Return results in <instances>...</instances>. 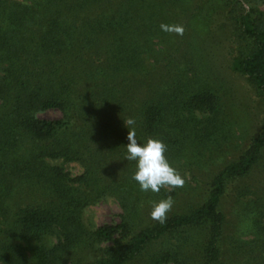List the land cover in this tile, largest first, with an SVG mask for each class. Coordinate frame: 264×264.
<instances>
[{
	"label": "trees",
	"instance_id": "16d2710c",
	"mask_svg": "<svg viewBox=\"0 0 264 264\" xmlns=\"http://www.w3.org/2000/svg\"><path fill=\"white\" fill-rule=\"evenodd\" d=\"M19 1L0 0V264H264V242L241 254L246 247L223 235L222 208L229 185L263 161L264 126L242 149L237 130L244 136L245 118L206 53L208 39L189 35L194 59L175 66L172 82L153 77L181 59L176 32L161 25L187 31L188 12L169 0ZM203 2L192 21L205 16ZM257 5L264 0H218L213 8L223 7L234 41L227 70L264 100V10ZM156 40L166 52L155 50ZM54 109L60 120L37 117ZM128 119L136 122L138 143L154 138L167 145L172 167L178 157L195 155L180 172L211 180L205 202L188 199V186L171 195L140 191L136 164L125 159ZM193 130L232 143L200 159L191 150ZM234 148L238 157L229 158ZM60 160L77 163L82 174L71 177ZM249 182L243 183L259 181ZM256 189L233 199V219H254V226L264 219V194L241 199ZM104 196L118 202L120 222L91 230L85 211ZM168 196L174 206L161 224L151 219L152 205ZM49 238L55 244H46Z\"/></svg>",
	"mask_w": 264,
	"mask_h": 264
},
{
	"label": "rangeland",
	"instance_id": "374dc122",
	"mask_svg": "<svg viewBox=\"0 0 264 264\" xmlns=\"http://www.w3.org/2000/svg\"><path fill=\"white\" fill-rule=\"evenodd\" d=\"M172 4L174 10L177 11L178 7H182V11L187 13V21H190V25H188L189 29L186 31H183L182 34L176 33L177 37L175 40V43L178 45V49L180 50L179 55L181 57L180 61L176 64L168 65V63H165V66L163 67V72L160 75H154L153 77L157 80H160V82L170 81L172 82L175 79V74H173V71H176L175 68L176 65L182 66V64H186V61H192L191 52L189 51V47L191 46V38L189 35L192 33V35H195L197 37V40L201 42V39L206 42L205 48L206 53L211 58V62L215 64L216 70L219 74H221L225 79L226 82L229 84L233 98L236 99L237 105L235 109L237 110V113L239 116H242L243 119L245 118V122L243 125H241V128H245V134L242 135L241 130H237L238 135L243 137V141H245L244 146L242 149L246 150L248 149L250 145L251 138L262 129L264 126V100L261 98L259 93L256 91V89L252 86V84L245 79L244 77H241L229 70L228 68V62L230 61L232 55L234 54V41H232V37L230 36V33L226 27L225 20L226 15L223 12V7H216L213 8L217 3L218 0H169ZM200 1H204L203 3L207 5V8L205 10L206 14L204 17L197 21H192L191 18L195 13L198 12V8L201 7ZM21 2V0L19 1ZM25 3L26 1H22ZM214 2V3H213ZM167 3V2H166ZM255 3L253 2L252 5H245L246 9L248 7H255ZM258 8L263 9L264 7H261V5H257ZM159 40L154 41L155 44V50L158 52L161 51H167L168 46L164 45L163 42H160ZM181 46H184V49L181 48ZM169 57L167 54H165V60ZM197 57H195L196 59ZM186 59V60H185ZM153 61V59L151 60ZM160 67V66H159ZM217 71H215L217 73ZM234 109H230V113H232ZM196 114V113H195ZM199 119L203 118V114L199 113L196 115ZM39 119L47 120V121H57L60 120L63 115L61 111L59 110H48L43 113H39L37 115ZM233 120H237V117L235 115ZM238 120L240 118L238 117ZM227 133L228 131L225 130ZM201 133H195L193 130V135L191 136L190 140L192 141V149L193 151H196L200 155V159L202 157H208L211 152H214L218 148L224 147L229 142L230 144L232 141L229 142H223V140L218 136H212V137H201ZM184 134L183 136H185ZM228 135L231 137L228 133ZM236 148H234L233 154L234 156H230L229 158H236L238 157L236 153ZM192 157V158H191ZM195 157L194 154L192 156H186V158H177L178 162L174 168L177 170V172L181 175V169L185 167L188 159L192 162L193 158ZM214 157V156H213ZM170 161V159L168 160ZM59 165L64 168L65 172L70 174L71 177H77L80 174H82L83 169L74 162H67L64 160L59 161ZM254 171H252L250 177H246L245 179H238L231 183L229 185V191L225 198L222 200V208L224 209L223 212L227 218V224L224 226V233L225 236H232L233 241L235 242V245H242L243 247H246L244 250H241L239 248V252L241 254H245L247 251V247L251 246V243L254 241H261L264 242V219H259V223H257L258 226H254V219L252 221H246L245 218H239V219H233L231 217V211L233 212V208L231 205L233 203V199L238 196V194L241 192V189L248 190L252 186H256V190L251 191L249 196H243L241 199H243L244 203L250 202V200L256 201L259 194H264V159L261 161L260 165L257 166ZM136 170V166L134 167ZM182 176V175H181ZM196 178H194V177ZM183 177V176H182ZM185 178V185L188 186L190 189V194L186 197L188 199H194L197 201L205 202L206 199H208L209 193L211 191V180L205 175V173H199V172H187L184 177ZM258 180L259 182L254 184H244L243 182H254ZM198 182V183H196ZM250 183V182H249ZM183 186V187H184ZM181 187V189H183ZM179 189V188H176ZM167 195H171V193H176L174 190L168 191L164 189ZM181 191V190H180ZM259 191V192H258ZM109 196H104L99 199L93 206L88 208L85 211V222L88 224V227L92 230L95 228H98L100 226H103L105 224H115L120 222V214L122 213V210L118 204V202L113 198H108ZM107 198V199H106ZM184 196L181 195L180 199H183ZM232 201V203H231ZM155 221V220H154ZM200 230V229H199ZM210 233V232H209ZM187 234L194 235L195 237L197 234H200L199 231L195 232H188ZM209 235V234H208ZM207 237H204V240ZM221 240H224V236L220 238ZM56 240L53 238H49L45 240V243L48 245L55 244ZM204 242H207L204 241ZM233 242V244H234ZM253 247V248H252ZM251 248L249 247V252L254 250V246ZM222 248V247H221ZM235 250L237 251L238 247L236 248L234 246ZM226 247H223V251H225ZM226 252V251H225ZM194 253V252H193ZM29 254V252H28ZM200 254V253H199ZM195 255V253H194ZM255 255V254H254ZM145 256V255H144ZM148 256V253H147ZM254 259L255 256H250ZM225 261H228L231 259V256L226 252V255H224ZM237 260H244V257L240 255ZM139 260H143V257ZM196 260V259H195ZM194 260V261H195ZM205 260V259H204ZM203 260V262H204ZM193 261V262H194ZM174 264V263H169Z\"/></svg>",
	"mask_w": 264,
	"mask_h": 264
},
{
	"label": "clouds",
	"instance_id": "9594fccd",
	"mask_svg": "<svg viewBox=\"0 0 264 264\" xmlns=\"http://www.w3.org/2000/svg\"><path fill=\"white\" fill-rule=\"evenodd\" d=\"M164 31H175L182 34V27L169 28L161 25ZM126 126L129 129L127 139L129 143L126 148L125 159L129 162H135L136 171L133 175L141 192L159 193L161 189L168 191L181 188L185 185L183 178L177 170L169 163L166 152L167 145L159 139L149 138L145 143H138L136 139L135 120L128 119ZM174 206V200L171 196L154 202L152 205L151 219L163 224L168 219V213Z\"/></svg>",
	"mask_w": 264,
	"mask_h": 264
}]
</instances>
